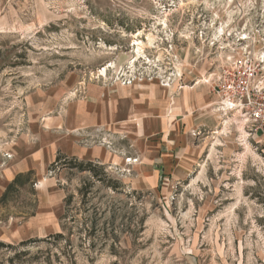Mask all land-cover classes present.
I'll list each match as a JSON object with an SVG mask.
<instances>
[{
  "label": "rangeland",
  "instance_id": "rangeland-1",
  "mask_svg": "<svg viewBox=\"0 0 264 264\" xmlns=\"http://www.w3.org/2000/svg\"><path fill=\"white\" fill-rule=\"evenodd\" d=\"M259 54L264 0H0V167L94 87L126 90L145 118H191L202 150L188 177L146 189L134 114L122 129L63 132L124 165L91 172L67 156L23 174L0 196V241H37L0 248V262L26 250L15 264H264V125L221 114L214 94L223 69Z\"/></svg>",
  "mask_w": 264,
  "mask_h": 264
},
{
  "label": "crops",
  "instance_id": "crops-1",
  "mask_svg": "<svg viewBox=\"0 0 264 264\" xmlns=\"http://www.w3.org/2000/svg\"><path fill=\"white\" fill-rule=\"evenodd\" d=\"M130 104L126 90L121 94H105L102 89L88 88V95L73 102L65 118H62L61 124H58V116L53 118L51 128H55L58 132L60 130L62 134L57 131L51 134L41 129L38 130L36 141L10 151L12 158L0 167V196L17 175L30 171L37 173L44 171L54 161L57 152L79 160L97 161L104 165L110 163L124 165L122 158L112 155L104 148H85L67 138L63 132L91 127L122 129L129 121V114H134L141 123L140 125L137 122L138 127L135 126L137 132L133 139L141 162L133 166L139 187L146 189L156 187L161 176L172 182L188 177L202 154L199 145L193 143L187 135V131L193 126L191 118H187L186 121L178 118V114L162 119L158 116L145 118L141 105L139 107L135 105L133 112V107L129 108ZM146 120L151 122L150 129L152 124H156L150 133L144 130ZM140 127L143 130L138 133ZM155 134L159 136L156 141L140 139L142 135ZM40 187H45V183L43 182V186Z\"/></svg>",
  "mask_w": 264,
  "mask_h": 264
},
{
  "label": "built area",
  "instance_id": "built-area-1",
  "mask_svg": "<svg viewBox=\"0 0 264 264\" xmlns=\"http://www.w3.org/2000/svg\"><path fill=\"white\" fill-rule=\"evenodd\" d=\"M248 39L241 37L240 40ZM262 63V65H260ZM264 55L246 58L222 70L215 83L214 94L221 114H238L245 121L264 125ZM130 79L123 85H130ZM9 157V156H8ZM126 162L134 158L127 157Z\"/></svg>",
  "mask_w": 264,
  "mask_h": 264
},
{
  "label": "trees",
  "instance_id": "trees-1",
  "mask_svg": "<svg viewBox=\"0 0 264 264\" xmlns=\"http://www.w3.org/2000/svg\"><path fill=\"white\" fill-rule=\"evenodd\" d=\"M61 157L65 158L67 156L65 154L60 153V152H57L54 161L49 165V167L51 168L53 165L57 164V162L60 160ZM71 159L74 160V161H76L78 158L72 157ZM78 161L79 162H78L77 165L79 166V168L81 170H89L91 172H92V169L91 168H92L93 163H99L97 161H82V160H79V159H78ZM94 174L96 176H98L95 172H94ZM21 177H23V175H17L15 177V179L8 185V187H7L6 191H5V193L3 194V196H5V197L7 196V193L9 191L8 189L10 187H12V185L16 181H18ZM114 187L117 188L118 186L115 185ZM46 237H48V238H59V237H61V233L49 234ZM35 241H37L35 238H28L26 240H21L17 245L5 244L3 241H0V248H2V247H9V248H11L13 250H16L19 247L27 246V245L31 244L32 242H35ZM26 254H27V251L26 250H23L21 252H14L13 256L10 257V258H8L9 264H15L16 260L20 261L21 260V257L24 256V255H26ZM0 264H3V263L0 262Z\"/></svg>",
  "mask_w": 264,
  "mask_h": 264
},
{
  "label": "bare ground",
  "instance_id": "bare-ground-1",
  "mask_svg": "<svg viewBox=\"0 0 264 264\" xmlns=\"http://www.w3.org/2000/svg\"><path fill=\"white\" fill-rule=\"evenodd\" d=\"M138 42H139V41H138ZM136 43H137V42H136ZM139 43H142V42L140 41ZM143 45H144V44H143ZM139 47H140V46H139ZM137 51H138V49H137ZM137 54H138V53H137ZM104 70H105V69H103V72H104Z\"/></svg>",
  "mask_w": 264,
  "mask_h": 264
}]
</instances>
